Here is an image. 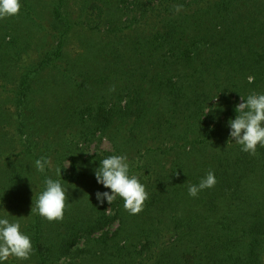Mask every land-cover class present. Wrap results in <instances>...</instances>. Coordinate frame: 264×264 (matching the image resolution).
<instances>
[{
	"label": "trees",
	"instance_id": "obj_1",
	"mask_svg": "<svg viewBox=\"0 0 264 264\" xmlns=\"http://www.w3.org/2000/svg\"><path fill=\"white\" fill-rule=\"evenodd\" d=\"M253 92L264 0H21L0 19V212L33 252L7 264H264V148L227 127ZM110 155L146 186L138 214L96 200ZM46 177L68 189L62 220L31 212Z\"/></svg>",
	"mask_w": 264,
	"mask_h": 264
},
{
	"label": "clouds",
	"instance_id": "obj_2",
	"mask_svg": "<svg viewBox=\"0 0 264 264\" xmlns=\"http://www.w3.org/2000/svg\"><path fill=\"white\" fill-rule=\"evenodd\" d=\"M20 9L21 0H0V19L16 16ZM251 80L249 77L250 82ZM241 100L236 106V113L239 114L227 122L229 137L240 146L241 151L255 155L258 147L264 148V93L253 92L246 99L241 97ZM48 165L50 161L46 158L35 161L39 172H44ZM61 169H56L58 177H61ZM94 177L106 189L95 193L99 205L105 202L110 205L119 197L129 214L135 215L143 210L149 193L140 179L130 173L126 155H110L99 161V166L94 169ZM215 184V174L209 171L198 184L188 186V195L195 198L201 191L212 188ZM67 192L68 189L60 179L46 177L44 188L36 196L31 212L49 222L62 220L68 200ZM8 215L5 210L0 212V264H7L9 257L27 261L33 252L31 238L21 231L20 222L10 220Z\"/></svg>",
	"mask_w": 264,
	"mask_h": 264
},
{
	"label": "rangeland",
	"instance_id": "obj_3",
	"mask_svg": "<svg viewBox=\"0 0 264 264\" xmlns=\"http://www.w3.org/2000/svg\"><path fill=\"white\" fill-rule=\"evenodd\" d=\"M102 148H104V149H107V148H108V144H107V142H104V143H103Z\"/></svg>",
	"mask_w": 264,
	"mask_h": 264
}]
</instances>
